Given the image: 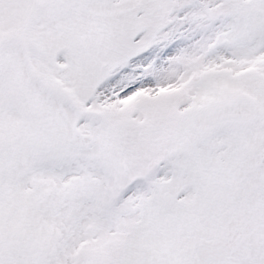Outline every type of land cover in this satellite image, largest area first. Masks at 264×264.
Instances as JSON below:
<instances>
[{"label": "snow or ice", "instance_id": "1", "mask_svg": "<svg viewBox=\"0 0 264 264\" xmlns=\"http://www.w3.org/2000/svg\"><path fill=\"white\" fill-rule=\"evenodd\" d=\"M0 264H264V0H0Z\"/></svg>", "mask_w": 264, "mask_h": 264}]
</instances>
